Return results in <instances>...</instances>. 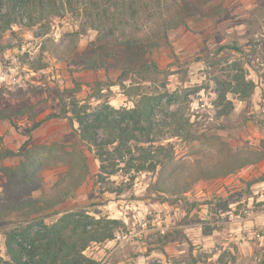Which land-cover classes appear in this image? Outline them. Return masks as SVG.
<instances>
[{
	"label": "rangeland",
	"instance_id": "obj_1",
	"mask_svg": "<svg viewBox=\"0 0 264 264\" xmlns=\"http://www.w3.org/2000/svg\"><path fill=\"white\" fill-rule=\"evenodd\" d=\"M222 2L223 14L189 20L160 39L150 74L121 73L119 60L133 59V52L86 69L78 55L96 33L82 31L81 13L65 11L33 27L17 21L1 34L0 146L16 151L29 135L33 143L54 142L86 155V180L43 222L79 211L99 222L95 226L112 229V240L93 242L82 252L94 264H264V157L183 190L197 160L220 162L264 150V0ZM31 61L44 67L32 69ZM234 76L243 77L240 89L233 88ZM142 97L153 112L147 129L134 126L123 111ZM73 113L88 122L106 114L114 126L134 129L138 146H163L176 163L178 182L169 177L168 191L158 193L153 173L98 175L95 148L79 139ZM97 138L109 141L107 128L97 129ZM130 146L128 157L136 161L139 147ZM18 161L8 157L0 166ZM64 170L44 169L42 189ZM4 182L0 170V199ZM25 224L14 214L0 220V264H12L6 233Z\"/></svg>",
	"mask_w": 264,
	"mask_h": 264
},
{
	"label": "trees",
	"instance_id": "obj_2",
	"mask_svg": "<svg viewBox=\"0 0 264 264\" xmlns=\"http://www.w3.org/2000/svg\"><path fill=\"white\" fill-rule=\"evenodd\" d=\"M224 10L222 0H0V37L17 21L25 20V26L33 27L43 20L61 17L65 11L81 13L85 21L82 31L90 29L96 33L95 40L78 55L86 69L97 68L107 58L116 59L119 52H133V59L119 60L121 73L150 74L157 67L153 54L160 47L159 40L166 41L169 31L185 26L189 20L219 16ZM30 64L32 69L44 67L37 61ZM243 81L242 76H234L233 88L240 89ZM123 111L134 126L144 124L146 129L151 126L153 112L147 98H140L133 108ZM14 112L15 115L22 114L19 109ZM223 113L227 114V110ZM73 115L79 125V139L95 148L98 175L103 173L104 177L110 178L130 172L132 175L153 173L156 174L153 186L158 193L168 191L164 185L169 177L178 182L173 175L176 163L163 146L151 149L138 146L134 129L122 128L119 124L114 126L106 114L97 113L89 122L76 113ZM38 125L39 122L33 128ZM114 127H117L116 131ZM103 128H107L109 141L97 138V129ZM145 128L141 126L139 129ZM132 143L139 147L136 161L128 157ZM242 153L220 162L197 160L189 182L183 181L186 184L183 190L199 181L226 176L237 169L254 165L264 157L262 146ZM8 157H16L19 161L14 167L0 166L5 177L0 220L14 214L26 223L16 232L5 235V249L10 263L94 264L82 252L93 242L112 240V229L95 226L99 222L79 211L65 212L49 225L43 222L45 217L55 213L53 208L56 205L76 193L86 180L89 173L86 155L74 148L65 150L54 142L47 145L33 143L28 135L16 151L0 146V160ZM53 165H62L65 170L44 190L41 187L42 171ZM2 263L8 264L6 261Z\"/></svg>",
	"mask_w": 264,
	"mask_h": 264
}]
</instances>
